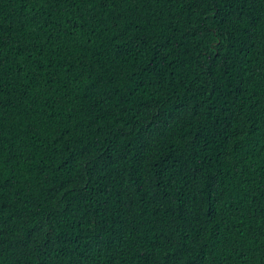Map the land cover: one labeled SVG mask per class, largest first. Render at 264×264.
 <instances>
[{"label": "trees", "instance_id": "trees-1", "mask_svg": "<svg viewBox=\"0 0 264 264\" xmlns=\"http://www.w3.org/2000/svg\"><path fill=\"white\" fill-rule=\"evenodd\" d=\"M0 264H264V0H0Z\"/></svg>", "mask_w": 264, "mask_h": 264}]
</instances>
